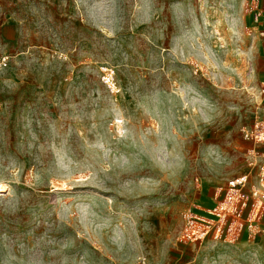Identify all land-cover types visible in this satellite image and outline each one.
<instances>
[{
    "label": "rangeland",
    "instance_id": "1",
    "mask_svg": "<svg viewBox=\"0 0 264 264\" xmlns=\"http://www.w3.org/2000/svg\"><path fill=\"white\" fill-rule=\"evenodd\" d=\"M253 1L0 0V264H264Z\"/></svg>",
    "mask_w": 264,
    "mask_h": 264
},
{
    "label": "built area",
    "instance_id": "2",
    "mask_svg": "<svg viewBox=\"0 0 264 264\" xmlns=\"http://www.w3.org/2000/svg\"><path fill=\"white\" fill-rule=\"evenodd\" d=\"M261 20L262 22H264V14H261ZM260 36L264 38V32H260ZM2 65L5 66V64H2ZM245 205H246V198L243 197V195H240V194L234 195L232 197V202L230 203L229 207L225 208L224 210H220L217 217L220 219V217L222 216V219H224L223 217H225L226 215L234 216L237 213L238 209L240 208L237 214L239 218ZM215 211H217V209ZM232 235H233V232L230 234V236ZM233 237H235V234L233 235Z\"/></svg>",
    "mask_w": 264,
    "mask_h": 264
},
{
    "label": "crops",
    "instance_id": "3",
    "mask_svg": "<svg viewBox=\"0 0 264 264\" xmlns=\"http://www.w3.org/2000/svg\"><path fill=\"white\" fill-rule=\"evenodd\" d=\"M253 2L256 13L253 14L251 23L253 24L254 22H257V26L259 27L261 32H264V23H262L260 19L258 20V17H261V14H264V0H254Z\"/></svg>",
    "mask_w": 264,
    "mask_h": 264
}]
</instances>
